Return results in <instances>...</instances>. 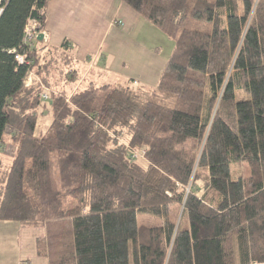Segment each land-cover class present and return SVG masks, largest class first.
Masks as SVG:
<instances>
[{"label":"trees","instance_id":"1","mask_svg":"<svg viewBox=\"0 0 264 264\" xmlns=\"http://www.w3.org/2000/svg\"><path fill=\"white\" fill-rule=\"evenodd\" d=\"M120 1L174 42L153 88L71 89L69 41H23L48 0H0V220L48 264H264V0Z\"/></svg>","mask_w":264,"mask_h":264},{"label":"crops","instance_id":"2","mask_svg":"<svg viewBox=\"0 0 264 264\" xmlns=\"http://www.w3.org/2000/svg\"><path fill=\"white\" fill-rule=\"evenodd\" d=\"M46 16L43 44L59 47L68 40L74 67H97V78L110 79L103 81L130 79L153 88L174 46L120 0H48Z\"/></svg>","mask_w":264,"mask_h":264},{"label":"rangeland","instance_id":"3","mask_svg":"<svg viewBox=\"0 0 264 264\" xmlns=\"http://www.w3.org/2000/svg\"><path fill=\"white\" fill-rule=\"evenodd\" d=\"M35 41H39V40L36 39ZM40 42H43V39ZM46 57L48 58V55H46ZM56 59L60 60V57H56ZM97 71H98L97 67L94 69H88V65L83 69L78 68V75H76V82H74L71 89L73 88L76 89L79 86H83L87 81H89V79L95 81H103L106 79L110 80L109 78H104L102 74L99 75L100 78H97L96 77L98 75ZM32 75L34 78L35 76L33 73ZM111 82H122V81L119 80V81H111ZM30 84L28 85L24 84V86L28 87ZM43 92L47 93L48 95L47 99H43L42 97ZM50 92L51 91L47 87H43L42 92H40L41 105L37 108V112H36L38 115L37 126H36L37 133L40 131H45L52 119L51 107L48 104V100L50 98ZM12 131H13L12 127L8 126L5 132L6 142L3 144L2 149L0 151V159L2 162L6 164L10 163V160L15 152L14 144L9 141ZM137 152L139 153V155L136 159H143L142 158L143 154L139 151ZM239 173L242 174L247 173V168L243 164L233 163L231 165L232 177L234 178ZM1 190H3V187L0 186V191ZM198 192L202 194L204 190H200ZM43 234H44L43 228H26V227H22L19 223L15 221L0 220V264H48V261L45 257H39L36 253V237L41 236Z\"/></svg>","mask_w":264,"mask_h":264},{"label":"built area","instance_id":"4","mask_svg":"<svg viewBox=\"0 0 264 264\" xmlns=\"http://www.w3.org/2000/svg\"><path fill=\"white\" fill-rule=\"evenodd\" d=\"M2 12V7H0V13ZM37 24L35 21L33 20H28L26 25H25V28H24V36H23V41L25 44L31 46L33 45V42L37 39V34L39 33L37 31ZM15 59L19 62V63H25L26 60L24 58V56L20 53H17L15 54ZM28 63V61L26 62ZM33 78V75L32 73H29L24 81V84L25 85H28L32 82V79ZM42 97L43 99H47L48 98V95L46 92H43L42 94ZM139 155V153L137 151H134L131 156L132 158H137Z\"/></svg>","mask_w":264,"mask_h":264},{"label":"water","instance_id":"5","mask_svg":"<svg viewBox=\"0 0 264 264\" xmlns=\"http://www.w3.org/2000/svg\"><path fill=\"white\" fill-rule=\"evenodd\" d=\"M44 38V33L43 32H39L37 34V40L41 41Z\"/></svg>","mask_w":264,"mask_h":264}]
</instances>
